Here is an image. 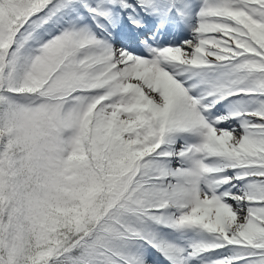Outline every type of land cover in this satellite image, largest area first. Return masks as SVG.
I'll use <instances>...</instances> for the list:
<instances>
[{
	"label": "snow or ice",
	"instance_id": "obj_1",
	"mask_svg": "<svg viewBox=\"0 0 264 264\" xmlns=\"http://www.w3.org/2000/svg\"><path fill=\"white\" fill-rule=\"evenodd\" d=\"M0 264H264V0H0Z\"/></svg>",
	"mask_w": 264,
	"mask_h": 264
}]
</instances>
